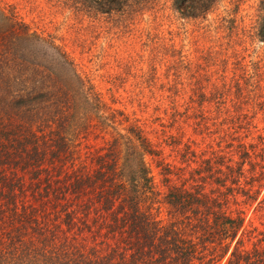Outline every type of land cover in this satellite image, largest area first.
<instances>
[{"label": "trees", "instance_id": "1", "mask_svg": "<svg viewBox=\"0 0 264 264\" xmlns=\"http://www.w3.org/2000/svg\"><path fill=\"white\" fill-rule=\"evenodd\" d=\"M1 1L0 264H264L257 245L264 230L244 228L246 210L264 200V140L249 136V118L264 113L260 62L246 70L232 48L238 74L206 85L196 63L180 61L189 81L167 88L173 110L167 123L159 121L155 141L138 119L112 107L113 93L103 98L51 34L34 31ZM54 1L118 21L163 2L182 18L203 19L217 3ZM241 2L233 0L214 28L243 50L254 43L264 49V0L246 25L236 17ZM184 118L194 131L212 126L216 147L196 151L181 142L171 129ZM115 125L123 132L96 147L86 142ZM162 141L175 149V162L166 160ZM245 232L259 236L247 248Z\"/></svg>", "mask_w": 264, "mask_h": 264}, {"label": "rangeland", "instance_id": "2", "mask_svg": "<svg viewBox=\"0 0 264 264\" xmlns=\"http://www.w3.org/2000/svg\"><path fill=\"white\" fill-rule=\"evenodd\" d=\"M256 1L242 0L238 6L236 17L241 16L245 25ZM1 2L12 6L16 16L34 31L51 34L79 71L92 80L103 98L109 101L113 93L114 99L110 102L112 107L121 108L130 117L138 119L155 141L160 138L157 132L160 131L159 121L167 123L169 115L166 114L173 110V105L168 102L167 88L174 81L175 86L181 89L182 84L186 85L189 81L187 75L190 71L185 72L183 63L191 66L196 63L201 68V82L206 85L222 84V79L228 83L233 75L238 74V69H232L230 63L233 48L240 52L246 70L252 71L253 63L260 62L262 66L259 72L264 77V49L260 43L243 50L235 45L236 41L232 45L234 39L228 41L224 33L214 28L219 23V17L233 6V0H217L213 10L203 19L182 18L168 3L162 1L163 4L137 10L120 21L107 14L95 16L76 13L54 0ZM204 58H207L206 61ZM174 71L179 76L175 80L170 76ZM205 75L207 79L202 77ZM113 79L115 83H112ZM178 93L175 102L180 111L185 99L182 90ZM249 123V136L259 135L264 140V113L256 112L249 118ZM192 125L190 118L179 119L174 123L178 130L172 128L171 132H175L181 142L189 141L190 148L196 151L216 147L219 134L212 126L205 132L194 131ZM114 129L110 126L103 132L95 130L99 135H87L86 142L96 147L112 133L123 132L119 125H115ZM160 144L166 160L175 162L178 159L174 155L175 149L163 141ZM157 172V168L152 167L156 181L159 176ZM259 196L264 199V183ZM156 215L158 218L164 217L162 207ZM244 228L264 230V200L255 207L252 204L246 210ZM255 233L245 232L243 241L246 248L259 236L263 239L257 245L264 246V233L259 236ZM222 261L213 264H221Z\"/></svg>", "mask_w": 264, "mask_h": 264}]
</instances>
